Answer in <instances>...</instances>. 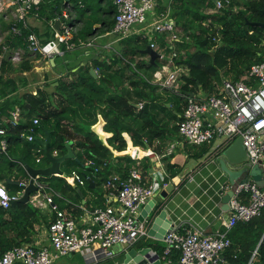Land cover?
<instances>
[{
  "label": "trees",
  "instance_id": "16d2710c",
  "mask_svg": "<svg viewBox=\"0 0 264 264\" xmlns=\"http://www.w3.org/2000/svg\"><path fill=\"white\" fill-rule=\"evenodd\" d=\"M44 1L39 5L37 11L39 15L47 20H53L55 15L62 17L60 11L62 1L54 0L49 4ZM218 1L221 3L219 9H216L212 0H177L180 9L175 11L173 18L177 26L182 25L186 34L178 41L170 43L174 45L173 48L167 44L166 35H155L164 57L170 59L173 66L186 69V73L179 77L176 93L160 89L152 83V75L166 65L168 59L156 60L155 64L134 60V57L139 55L138 51L150 44L143 38L135 40L126 51L120 53L126 60L123 66L114 68V64L108 65L103 61H97L94 63V69H98L99 78H93L88 68L81 67L72 73L68 80L58 81L53 94L38 91L35 96L27 93L21 97L11 95L18 90L19 85H24L25 80L6 75L30 71L33 65L29 60H25L14 66L8 60V53H3L0 66L2 100L0 121L8 118L16 107L20 111V119L15 126L5 125L9 129L7 136L9 157L0 159V180L4 181L9 194L15 195L19 191L14 182L25 173L14 157L22 155L25 163L33 168H44L49 164L43 149L40 148L38 138L35 137L33 142H26L20 138V134L27 132L32 126L33 119H38V125L34 127L36 135L40 134L43 137L45 131L49 132L50 142L47 146L49 153L55 152L57 157L64 155L65 146L71 141L77 142L75 147L83 151L82 154H76L77 161L66 160L61 164L60 168L64 174L68 175L75 171L87 176L89 181L96 182V186H101V180L105 183L108 178V172L102 169V165L109 160L111 152L88 129L94 123V119L89 121L85 118H89L95 112V102L98 105L103 97H106L108 109L104 114L107 119L105 130L112 132L108 142L114 150L120 152L126 147L122 133L131 132L128 126L133 123L137 125V132L143 134L148 145L150 136L156 137L158 133L163 132V126L154 123L152 109L168 113L172 111L168 117L177 122V116L183 112L188 97L196 95L198 91L205 95L215 94L222 78L239 81L251 65L263 62L264 29L251 24L264 23V0H240L241 3ZM209 10L214 12L209 13ZM28 33L33 32L29 29L25 30L21 37H13L10 47L24 48L23 37ZM128 41L130 43V40ZM126 72H129V76H125ZM126 81H129L128 87L125 86ZM158 90L170 93L172 101L176 104L174 110L158 103L160 98ZM140 102L143 103V108L137 110V104ZM132 139L135 145L141 143L136 133L132 135ZM37 149H40V153L36 152ZM135 149L129 145L126 154L135 158L133 153ZM205 150L201 148L196 157H202ZM37 158L40 159L39 163H36ZM86 158L92 160L95 167L86 168ZM124 160L126 168L119 172L122 179L126 177L127 170L134 165V161L129 157L125 156ZM94 169H97V172H94ZM41 181L53 191V201L59 200L64 194V187L69 188L63 179L55 176L41 177ZM86 189H89V186ZM71 192L78 197L79 192L76 189H72ZM4 214L9 215L10 223L2 220ZM31 214H34V209L29 203H19L7 210L0 208V235L6 229L19 230L23 226L20 220ZM263 235L264 209L260 216L248 222H237L231 228L228 232L231 244L222 253V264H264ZM20 246L21 243L8 244L4 238H0V255ZM170 257L173 263H177L179 253L172 251Z\"/></svg>",
  "mask_w": 264,
  "mask_h": 264
},
{
  "label": "crops",
  "instance_id": "0c3cea01",
  "mask_svg": "<svg viewBox=\"0 0 264 264\" xmlns=\"http://www.w3.org/2000/svg\"><path fill=\"white\" fill-rule=\"evenodd\" d=\"M52 1L54 0H46V3L49 4ZM60 1L63 3L60 7V11L62 12L61 18L55 15L53 20H47L44 16L37 13L38 9L36 11H29L23 18L26 25V29H24L23 33L25 30L31 29L42 43L53 38L57 31L54 28L55 21L60 20L58 31L68 25L73 27V48L61 55H56L51 58H42L40 55H32L26 50V46L24 48L18 47L14 49L10 47L13 37H17L12 33V28L16 26L18 29L23 30V24L18 20V5L10 0L3 1L5 7L0 11V50L3 49L5 53H8V60L14 66L19 65L25 60H29L33 65L30 71L6 75L10 78L15 79L16 77H20L25 80L24 85H19L18 90L11 95L21 97L23 94L27 93L35 96L38 91H47L53 94L54 88L58 85V81L68 80V78H71V74L81 67L93 69L95 78H99L97 74L98 69H94V63L103 61L108 65L114 64V68L123 66L126 60L121 57L120 53L126 51L137 39H146L147 42L154 45L152 48L153 50L164 55L155 37L157 34H164L166 35L167 44H169L171 48L174 47V45L170 44V35L167 33L147 34V36H145V32L133 30L128 37L124 39L118 38L112 33L115 16V8L112 0ZM215 1L219 2L218 0ZM178 9H180V6L177 4V0H156V6L153 12L147 16V24H151L158 18L172 21L174 25L173 33L177 36L176 41H178L181 36L186 34L182 25L178 24L177 26L173 18V14ZM212 12L214 11L209 10V13ZM128 40H130V43ZM141 51L142 50L138 51L139 55L135 56L134 60L136 62H148L149 57L142 54ZM16 53L19 55V60L12 61L10 57ZM167 59L166 57L158 60ZM164 67L167 71L173 70L172 64H170L169 61ZM161 68L157 69V71ZM125 76H129V72H126ZM223 79L226 78H222L221 81ZM128 85L129 81H126L125 86L128 87ZM158 91L160 93L158 103L165 105L166 108L174 110L176 104L172 101L170 93H166L162 90ZM203 94L202 91H198L195 96ZM105 100L106 97H103V100H101L102 102L98 105L95 102V112L92 113L89 118L86 117L85 119H89V121L94 119V123L88 127L89 131H92L101 144L111 152L109 160L105 162V165H102V169L108 172V178L105 183L101 180V186H96L97 184L94 181H87V184L85 182V185L82 186L83 188L79 189L80 186H77V184L70 179L71 173L68 175L63 174V176L55 175V177L63 179L65 184L69 187H64V194L59 197V200L54 201L58 209L75 219L78 226H82L89 222V213L91 211L97 208H104L107 203L109 204L110 200L111 204H115L114 198L110 196L112 190L107 187V182L114 177L123 180L119 172L126 168V161L124 160L126 156L134 161V165H132L127 172L131 169H136L144 180L151 183L155 188L153 197L147 201V203H151L153 199L155 201L147 217L142 218L140 216L141 210L147 203L141 207L137 214V221L143 223L147 227V232L151 226L152 220L162 209L166 213L167 220L171 222L170 229L172 227L178 229L193 227L202 230L206 234H212L215 231L222 230L218 218L222 217L226 219L229 213L228 211L222 210L219 205L222 196L228 190L227 188L222 190V188L229 187V183L227 177L220 171L218 162L211 161V154L223 150L222 140L216 139L213 143L200 147L191 146L184 142L176 131L177 122H175L172 117H168L170 113L172 114V111L168 113V111L162 112L160 109L153 111L152 109L153 117L155 118L154 123L158 126H163V132L158 133L156 137L149 135L150 141L148 145L143 134L137 132V125L133 123L128 126L131 132L122 133V137L126 142L125 150L120 152L116 151L108 142L112 137V132H107L105 130L107 119L104 114L108 109ZM1 101L0 99V102ZM15 109L18 108L16 107ZM97 129H100L104 134L103 137L97 132ZM134 133L138 134V140L141 141V143H137L138 145L133 143L132 135ZM33 137L38 138L40 141L45 140V135L43 137L40 134L36 135L35 130L33 132ZM73 142L74 144L71 150L77 159L76 154H82L83 151L75 147L77 142L71 141V143ZM129 145L136 148L133 152L135 158L126 154ZM40 148L42 149L41 146ZM201 148L206 149L205 154L197 158L196 155L200 152ZM36 152L40 153V149H37ZM17 157H22V155H18ZM17 157H14V159ZM17 163L19 162L17 161ZM19 164L25 173L24 176L15 179L14 183L18 184L19 182H23L27 183L28 186L31 177L28 175L23 165L21 163ZM48 166L49 164L46 167ZM88 182H92L93 185L89 186ZM0 183L4 185L3 180H0ZM169 184L172 185L173 190L168 194L165 200H160L158 196H155ZM85 186H89V189H86ZM72 189H76V191L79 192L78 197L71 192ZM30 206L34 209V214L20 220L23 226L19 230L11 228L2 231L0 238H4L8 244L21 243L22 246L29 245L34 248H48L50 247V243L47 231L48 226L54 220V214L46 206H39L38 208L32 205ZM10 207L11 206H9V208ZM2 220L10 223L11 218L8 214H4ZM158 228L161 229V226H158ZM163 240L164 236L161 239L145 236L139 239L133 246L137 249L149 248V257L152 258L158 255V259H160L165 248ZM111 252L113 254L112 258L102 259L98 262L89 263L86 260L88 258L87 253L78 252L57 259L53 264H120L124 257V245L117 244L113 246ZM159 262L162 264V261L159 260Z\"/></svg>",
  "mask_w": 264,
  "mask_h": 264
},
{
  "label": "built area",
  "instance_id": "2783aa9c",
  "mask_svg": "<svg viewBox=\"0 0 264 264\" xmlns=\"http://www.w3.org/2000/svg\"><path fill=\"white\" fill-rule=\"evenodd\" d=\"M2 1V2H1ZM0 0V11L5 7ZM18 5V20L23 24V30L16 26L12 33L21 37L26 29L23 20L26 13L36 11L43 0H10ZM115 8L112 33L118 38L128 37L135 27L146 33H167L169 42L177 40L173 33L172 21L158 18L147 24V16L152 13L156 0H112ZM216 9L221 4L216 2ZM67 18V17H65ZM74 29L65 26L56 31L53 38L42 43L34 33L23 37L26 50L32 55L51 58L61 55L73 48ZM154 47L152 43L149 44ZM264 48V41L262 42ZM1 56L5 50L1 49ZM164 57L162 54H160ZM175 54H172L174 57ZM12 61L19 60L18 53L10 57ZM172 64L171 60L168 59ZM167 71L164 66L152 75V83L160 89L178 91L179 77L186 73V69L173 66ZM143 103L137 104L141 110ZM19 120V111L10 112L9 117L0 121V158L9 157L5 125L13 127ZM38 119H33L32 126L20 138L32 142L34 127ZM177 132L184 142L191 146H203L221 139L223 150L236 138L242 139V146L246 152L245 165L259 167L264 178V61L250 66L245 76L239 81L223 79L218 92L210 95L188 97L183 112L178 115ZM211 154V161H217L221 152ZM150 153V152H149ZM56 156L54 152L52 154ZM40 159H36L39 163ZM85 167H95L93 161L85 159ZM97 172V169H94ZM70 179L77 186H84L89 181L87 176L73 171ZM37 190L29 195L28 203L33 207L46 206L54 214V220L48 226L50 247L34 248L29 245L14 247L0 255V264H53L57 259L78 252L87 253V262H98L110 259L113 254L111 248L117 244L133 246L137 241L147 236V227L137 221V214L147 203L155 191L154 186L145 181L136 169H131L126 178L117 177L107 182L112 190L111 198L115 204L104 208L94 209L89 213V222L78 226L75 219L59 210L53 201V191L41 181L40 176L33 178ZM19 191L15 195L9 194L6 187L0 183V207L7 209L11 201L22 197L27 183L17 184ZM229 189V187H223ZM264 209V185L258 186L254 182L240 184L233 188V195L229 200L228 217H219L222 230L206 234L202 230L188 227L178 229L172 227L164 237L165 248L159 259L162 264H222V253L230 247L228 232L237 222H248L260 216ZM172 251L179 253V260L173 263Z\"/></svg>",
  "mask_w": 264,
  "mask_h": 264
},
{
  "label": "water",
  "instance_id": "95a60500",
  "mask_svg": "<svg viewBox=\"0 0 264 264\" xmlns=\"http://www.w3.org/2000/svg\"><path fill=\"white\" fill-rule=\"evenodd\" d=\"M237 1L241 3L240 0H226V2ZM214 4H216L215 0H212ZM252 26H256L264 29V23H252ZM60 26V20L55 21L54 28L58 31ZM216 31V30H215ZM214 31V35H215ZM142 54H145L149 57L148 63L155 64V61L158 59H163L159 53L151 48L148 45L144 50L141 51ZM90 75L95 78V73L93 69H89ZM192 97V95L190 96ZM45 140L39 141V145L42 147L44 151L45 158L49 162L48 167L44 168H33L27 165L23 159V157L15 158L16 161L21 163L24 169L27 171L28 175L31 177L28 186L24 189V193L21 198L11 201L10 206L14 207L15 205L21 203H28L29 195L37 190V188L33 184V178L36 176L40 177H51V176H63V172L60 168L61 164L66 160H75L77 161L75 155L73 154L71 148L73 143L69 142L66 144V153L62 156L55 157L51 155L47 151V146L50 142L49 140V132L45 131ZM247 160L246 152L242 146V139L236 138L233 142H231L224 150L221 152L220 158L217 160L220 171L227 177V181L229 183V189L224 193L220 200L219 207L228 211L229 209V200L233 195V188L240 184H247L249 182H254L258 186L262 187L264 185V178L259 167H249L245 165ZM89 186L93 185L92 182H88ZM173 190L172 185H167L161 191L157 193L160 200H165L168 194ZM155 204L154 199L151 203H147L144 208L141 210V217L146 218L150 210L153 208ZM141 220V219H140ZM161 226V229L158 228ZM171 227V222L167 220L166 213L162 209L159 211L158 215L154 217L152 220L151 226L148 229L147 236L151 238L161 239L165 234L168 233ZM264 236V235H263ZM262 236V239H263ZM149 248L137 249L134 246L124 245V257L120 264H160L158 255L154 257H149L148 252Z\"/></svg>",
  "mask_w": 264,
  "mask_h": 264
},
{
  "label": "bare ground",
  "instance_id": "6f19581e",
  "mask_svg": "<svg viewBox=\"0 0 264 264\" xmlns=\"http://www.w3.org/2000/svg\"><path fill=\"white\" fill-rule=\"evenodd\" d=\"M97 132L103 137L104 136V134H102L100 131H99V129H97Z\"/></svg>",
  "mask_w": 264,
  "mask_h": 264
},
{
  "label": "rangeland",
  "instance_id": "374dc122",
  "mask_svg": "<svg viewBox=\"0 0 264 264\" xmlns=\"http://www.w3.org/2000/svg\"><path fill=\"white\" fill-rule=\"evenodd\" d=\"M138 28L137 27H135L133 30H137ZM164 56V55H163ZM177 86H178V82H177Z\"/></svg>",
  "mask_w": 264,
  "mask_h": 264
}]
</instances>
